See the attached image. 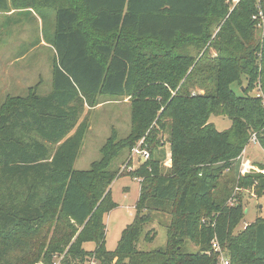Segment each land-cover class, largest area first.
I'll list each match as a JSON object with an SVG mask.
<instances>
[{
	"label": "trees",
	"instance_id": "obj_1",
	"mask_svg": "<svg viewBox=\"0 0 264 264\" xmlns=\"http://www.w3.org/2000/svg\"><path fill=\"white\" fill-rule=\"evenodd\" d=\"M9 1L41 17L53 13L54 65L50 94L32 92L0 112V264H217L213 239L230 264H264V218L234 235L244 216L240 195L227 204L235 185L264 194V175L226 173L252 135L264 151L257 0ZM7 8L0 0V11ZM100 97L129 99L130 132L112 133L100 159L75 170L85 107ZM212 116L230 127L217 131ZM162 134L171 154L165 172L153 157ZM142 137L149 159L126 174L140 179L136 215L109 252L104 217L115 207L110 185L122 176L113 163ZM211 213L215 220L202 222ZM160 214L169 217L161 224L165 247L139 250L144 228ZM154 238L149 230L143 241Z\"/></svg>",
	"mask_w": 264,
	"mask_h": 264
},
{
	"label": "rangeland",
	"instance_id": "obj_2",
	"mask_svg": "<svg viewBox=\"0 0 264 264\" xmlns=\"http://www.w3.org/2000/svg\"><path fill=\"white\" fill-rule=\"evenodd\" d=\"M53 32L52 12L44 11L41 17L34 11L12 8L9 0L7 10L0 11V112L7 104L23 100L32 92L39 96H47L51 93L54 50L48 39ZM230 88L236 93L240 92L236 83ZM201 92L203 91L197 88L191 89L192 94ZM83 116L86 118L87 130L74 163V169L79 171L88 170L93 162L100 159V149L112 133L117 134L118 139L128 136L131 126L129 99L100 97L93 107H85ZM210 122L219 132L227 130L231 125L226 117L212 116ZM166 136V134L160 136L161 144L153 152V157L160 160L163 172L171 166L170 144ZM137 146L147 150L144 137L139 139L133 148ZM132 149L129 153H123L113 163L118 175L122 176L115 178L110 185L111 200L115 207L104 217L105 249L109 252L116 249L123 230L132 223L136 215L139 182L126 174L133 171L141 160L132 154ZM242 162L250 168L241 166ZM259 169H264V151L257 142L250 141L244 153L233 161L232 170L226 173L230 177L238 178L239 175L258 173ZM234 187L239 189L236 197L240 195L244 213L243 219L233 231L236 235L256 218H264V194L255 191L254 186L250 184ZM216 216L217 213H211L201 220L209 223L214 221ZM153 217L154 221L144 228L137 243L139 250L154 251L165 247L166 232L161 224L167 223L169 217L161 214ZM149 230L155 231V238L151 243L146 244L143 237ZM84 248L93 251L95 244L87 243ZM186 248L192 253L198 251L197 245L189 241L186 242ZM89 264H97V262L91 260Z\"/></svg>",
	"mask_w": 264,
	"mask_h": 264
},
{
	"label": "built area",
	"instance_id": "obj_3",
	"mask_svg": "<svg viewBox=\"0 0 264 264\" xmlns=\"http://www.w3.org/2000/svg\"><path fill=\"white\" fill-rule=\"evenodd\" d=\"M238 1L239 0H231L233 5H235ZM257 2H258L259 12H258L257 16H253L252 18H253V20H256L257 18H259L263 22L264 21V8H261L260 0H257ZM233 5L231 6V9L233 8ZM259 96H260V93L257 92V97H259ZM250 141L253 142V143H256L255 135H252ZM243 153H244V151H243ZM132 154L134 156H136V158L138 160H141V163L145 162V161H147L149 159V152L147 150H145V149H140V146H137V147L133 148L132 149ZM241 166H244L245 168H250V167L246 166L244 164V162H242ZM257 172L260 173L261 175H264V169H259V170H257ZM137 180L140 182V179H137ZM238 190H239L238 188H235V190H234L235 193L231 196V198L229 199V201L227 203L228 206H234L237 203V198H236L235 195H236V192ZM210 246H211V251L217 255V260H218L217 264H230L229 263V259L225 255L224 250L218 244L216 239H213L211 241Z\"/></svg>",
	"mask_w": 264,
	"mask_h": 264
},
{
	"label": "crops",
	"instance_id": "obj_4",
	"mask_svg": "<svg viewBox=\"0 0 264 264\" xmlns=\"http://www.w3.org/2000/svg\"><path fill=\"white\" fill-rule=\"evenodd\" d=\"M242 153H243V152H242ZM137 182H139V181L137 180ZM85 245H86V244H85ZM85 245H84V246H85ZM84 249H85V248H84ZM85 250H86V249H85ZM60 259H61V258H60ZM60 259H56L55 262H54V264H59Z\"/></svg>",
	"mask_w": 264,
	"mask_h": 264
}]
</instances>
